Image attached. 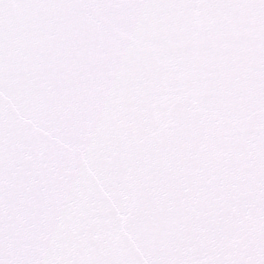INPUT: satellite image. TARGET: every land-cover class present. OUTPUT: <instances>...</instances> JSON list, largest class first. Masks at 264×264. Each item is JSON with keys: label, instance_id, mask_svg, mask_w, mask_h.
<instances>
[{"label": "snow or ice", "instance_id": "1", "mask_svg": "<svg viewBox=\"0 0 264 264\" xmlns=\"http://www.w3.org/2000/svg\"><path fill=\"white\" fill-rule=\"evenodd\" d=\"M0 264H264V0H0Z\"/></svg>", "mask_w": 264, "mask_h": 264}]
</instances>
